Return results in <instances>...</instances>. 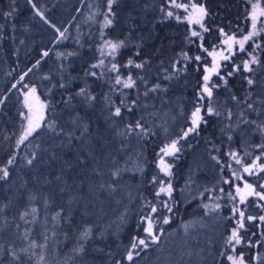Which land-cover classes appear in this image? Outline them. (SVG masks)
<instances>
[{
  "label": "trees",
  "instance_id": "obj_1",
  "mask_svg": "<svg viewBox=\"0 0 264 264\" xmlns=\"http://www.w3.org/2000/svg\"><path fill=\"white\" fill-rule=\"evenodd\" d=\"M191 1L207 13L208 30L200 37L167 17L166 0H114L111 10L108 0H0V170L9 173L0 179V264H231L227 257L241 253L245 264H264V200L251 195L237 204L230 196L238 202L235 187L245 184L264 194L260 168L236 174L252 155L264 165V148L255 151L264 145L257 128L264 124V18L244 50L220 62L210 79L217 87L201 102L203 120L185 137L204 70L213 64L208 52L229 36L241 39L252 31L250 0ZM106 41H123L115 56L102 55ZM253 56L259 63L244 72L243 62ZM129 59L144 67H125ZM101 60L103 66L92 67ZM112 63L118 73L109 71ZM118 74L131 75L134 87L117 85ZM26 87L36 89L47 109L41 127L18 145ZM81 88L95 99L77 95ZM116 106L120 117L112 115ZM209 106L219 115H209ZM137 121L146 132L127 131ZM174 140L179 151L165 176L158 153ZM161 180L171 182V197L157 198ZM216 195L255 218L244 220L235 250L226 241L238 213L226 204L207 214L201 205ZM153 205L158 240L132 250L139 255L128 261L133 238L143 237L141 217ZM189 224L187 232H177Z\"/></svg>",
  "mask_w": 264,
  "mask_h": 264
},
{
  "label": "snow or ice",
  "instance_id": "obj_2",
  "mask_svg": "<svg viewBox=\"0 0 264 264\" xmlns=\"http://www.w3.org/2000/svg\"><path fill=\"white\" fill-rule=\"evenodd\" d=\"M28 2L31 4L32 0H28ZM114 0H108V4H109V10H111V6L113 4ZM169 5L172 8H176V9H184L185 11H188V7L189 5L186 3H178L177 0H169ZM33 8H35L36 6L33 4L32 5ZM191 8H192V12L189 13V15L185 18L187 20V22L189 23V25L192 24H199L201 28H204V25L201 23V21L203 20L204 16L207 14L206 10L204 9V7L201 6H197L196 4H191ZM163 11V9H162ZM37 15H40L41 18L43 19V14L40 13L39 11H37L36 13ZM6 15H11V13H7ZM167 17H172L173 16V12L172 11H167L166 13ZM251 16V21H252V31L249 32L247 35H245L242 39L240 40H236L234 37L229 36L225 41H223L224 44H226L227 47V51L231 54L232 51V44H238L240 47V50L243 51L244 50V45L247 41L251 40L252 37L258 35V32L256 31V26H257V21L260 18H264V6H261L260 0H257V2L252 4V10L250 13ZM177 19H179V17H177ZM47 22V21H46ZM112 23V21L110 19H108L106 17L105 19V26H108ZM207 28H204V31H207ZM221 34L223 35V30H221ZM61 35H63V33H61ZM192 36H198L199 33L196 31H192L191 32ZM123 45V41H120L119 43H113L111 41H106L105 42V46L110 49V51L107 53L108 55H112L115 56L117 50ZM103 51H102V55H103ZM44 55H48L47 52L44 53ZM210 56L213 57V64L211 68H205V75L203 76V86L200 90V92L197 93V97H198V101L196 103L195 109L194 111L191 113V126L188 128V130L186 132H184V136L187 137L189 133L195 132L199 126V124L201 123V121L203 120V117L201 115V109H202V101L204 100L205 96H207L208 98H211L213 95V88L217 87V85H213L210 84V79L211 76L213 74H219L218 69L220 67L219 64V60H228L229 56L228 55H224L223 52L220 53H216L215 51L210 52L209 53ZM217 57L219 59H217ZM185 59H187V56L185 55ZM197 60H200V57L197 56L196 57ZM39 63V61L37 62ZM105 63L104 60H101L99 62V64H94L92 65L93 68L96 67H100L103 66ZM146 63V62H145ZM259 63V61L257 60V58L255 56L252 57L251 60H245L243 62V71L244 72H251L253 71V69L250 67L251 64H257ZM134 61L132 59H129L127 61V64L125 65V67L129 66V65H133ZM134 66L136 68H143L144 67V63H135ZM175 67V66H174ZM239 67H234L233 68V72L239 71ZM109 71L112 72H119V68L117 66L116 63H112L111 65V69ZM233 72H229L228 75L231 76L233 74ZM91 75H96V73H91ZM23 79V77L21 78ZM221 80H224L225 78L223 76L220 77ZM246 82L249 86L254 84V80L252 78H248L245 77ZM115 83L117 85H122L124 88H132L135 85V80L133 79V77L131 75H129L127 77V79H122L121 76L118 74L115 77ZM225 83H227V81H225ZM63 87V85H61ZM13 87H15V85H13ZM159 88V85H157L155 88L150 89V91H156V89ZM35 93H36V89L32 88L29 90V93L26 94V99H25V106L28 107L29 109V113L32 114L33 113V107L32 105L28 102V96L31 95L32 97H35ZM77 95H81V96H86L87 100L89 102L93 101L95 99V97L88 95L86 93V89L81 88L79 90V92L77 93ZM233 100L236 99L235 96L232 97ZM36 103L38 105V110L36 111L35 115H29L28 117V127L25 129L24 134L21 136L20 140L17 142L18 145L19 143L23 142L24 140H26L28 138V136H30L33 132L36 131V129L41 127V122L45 120L44 117V108L45 105L39 101L38 97H35ZM0 103H2V101H0ZM124 102L121 101V104H123ZM133 105H135L136 101L132 102ZM248 108L252 109L253 105L252 104H248ZM128 111L131 112L132 108L129 107ZM207 112L209 115L212 114H216L219 115L218 112L215 111V109L211 106H209L207 108ZM112 115L115 117H120L122 115V108L120 106H116L114 111L112 112ZM229 119H231V113H229ZM251 123H256L255 121H251ZM127 131L128 132H132L134 129H139L141 132H146L147 130L144 128L143 124L140 121H137L134 128L132 125H127ZM257 128L259 131H261L262 133H264V124H260L257 125ZM231 138V137H229ZM177 141H173L170 145H166L164 148H161L160 153H158L159 156V163L157 165V167L159 168L160 172H162L165 176H170L171 175V165L167 164L164 160L165 156H171L173 155L175 152L179 151V149L177 148ZM257 147H261L264 148V145H257ZM231 155L233 157H236V153L233 152L231 153ZM213 159H216L215 157H213ZM260 158L257 157V160H259ZM9 164L13 163L12 159H9L8 161ZM28 163L31 164L32 160H28ZM236 163L239 164L241 163V161L239 159H236ZM253 167H259L260 170L264 171V165H257L256 161H253V166L252 167H245L244 171L245 172H251ZM0 171H3V176H0V179H4L7 178L9 173L6 169H2ZM115 175V174H114ZM153 183H156V177H153L152 180ZM225 183H228V181H225ZM160 187L159 190L156 192V196L157 198H159L162 194H165L169 197H171L172 195V191H173V187L171 182H165L163 180L159 181ZM261 187H264V185H261ZM236 194L239 196L240 198V202L244 203L245 200L247 199L248 196L251 195H256L260 198V200H264V194H261L259 192H256L253 188L252 185L250 184H245L244 185V190H242L241 188L237 187L236 188ZM165 208H167V210L169 212L172 211V209L170 207H168V204L165 202L163 205ZM219 205H215V208H218ZM205 208H208V205H205ZM158 211L157 207L155 205L151 206V212L152 213H156ZM233 214H237L239 215V220H237L236 222V227H234L231 231V235L228 237L226 243L230 246L233 247V250H235V245H239L241 243V236L239 233L240 229L244 228V220L247 219L249 221L255 219L254 217L248 216L245 217V213L241 210H239L236 207H233ZM58 215V214H57ZM55 219V217H54ZM259 219L261 221H264V216H260ZM141 220L146 221L147 226L143 228L144 233H146L147 237L151 238V241L153 243L157 242L158 237L156 235L153 234V219L151 217V214L147 215V216H143L141 217ZM163 224H168L169 223V218L165 217L163 219ZM90 232L88 230L85 231L84 235H89ZM139 246H143L144 248L148 247V242L146 239H138L136 237L133 238V242L131 244V249H129L127 251V255H126V259L128 261H132L134 255L138 256L139 255V251L137 252H133L132 250L137 249ZM32 248L37 247V245L33 242L31 245ZM82 250V248L80 249ZM25 251H27V249H25ZM221 255H224V253H221ZM228 260L231 261V264H245V260L243 257V254L241 253L239 257H234L229 255ZM41 259H43V257H41ZM116 264H121L120 261H117Z\"/></svg>",
  "mask_w": 264,
  "mask_h": 264
},
{
  "label": "rangeland",
  "instance_id": "obj_3",
  "mask_svg": "<svg viewBox=\"0 0 264 264\" xmlns=\"http://www.w3.org/2000/svg\"><path fill=\"white\" fill-rule=\"evenodd\" d=\"M167 1V5H166V8H165V12L167 13V11H172L173 12V17L175 18V19H177V17H179V19H177V20H179V21H181V22H184V23H186L187 24V26H188V28H189V30H190V33L192 32V31H196V32H198L199 33V35L198 36H195V37H200V35L202 34V32L204 31V28H201L200 27V25L199 24H192V25H189V23L187 22V20L185 19L188 15H189V13H191L192 12V8H191V4H193V2L191 1V0H177V2L178 3H186V4H188L189 5V7H188V11H185L184 9H176V8H172V7H170V5H169V0H166ZM255 2H257V0H250V11L252 10V4L253 3H255ZM260 3H261V6H264V0H260ZM195 4V3H194ZM198 7L199 6H201V5H199V4H196ZM206 16V15H205ZM205 16H204V18H203V20L201 21V23L204 25V20H205ZM252 23V22H251ZM259 22L257 21V24H258ZM257 28V27H256ZM253 30V29H252ZM242 39V38H241ZM226 39H224V40H222V42L220 43V45H218L214 50H212L211 52H213V51H215L216 53H220V52H223L224 53V55H230V53L227 51V45L226 44H224L223 43V41H225ZM236 40H240V39H236ZM102 50H103V55H106V56H109L107 53L110 51V49H108L106 46H105V43L102 45ZM236 50H240V47H239V45L238 44H235V43H233L232 44V51H231V54H235V51ZM210 52H208V54H209ZM217 59H219L218 57H217ZM222 60H219V64H220V62H221ZM220 68V67H219ZM30 89H32V87H26L22 92H21V105H22V117H23V120H24V126H23V129H22V133H21V136L24 134V132H25V129L28 127V124H29V121H28V117H29V115H35V113H36V111L38 110V105H37V103H36V100H35V97H38L37 96V94L35 93V97H32L31 95H29L28 96V102L32 105V107H33V113L32 114H30L29 113V109H28V107H26L25 106V99H26V94H28L29 93V90ZM39 98V97H38ZM39 101L40 102H42L44 105H45V108H44V117H45V114H46V109H47V104L45 103V102H43L42 100H40L39 99ZM42 123V122H41ZM37 130V129H36ZM34 133V132H33ZM32 133V134H33ZM21 136H20V138H21ZM29 137V136H28ZM171 143H169V144H167V145H170ZM260 150V153H262V148L261 147H257L256 149H255V151H259ZM258 155V154H257ZM254 156V155H252V156H250V158H251V160H252V162H251V164H249L248 166H246V167H252L253 166V161H256V164H257V162H258V160H257V157L258 156ZM261 155V154H260ZM170 157H172V155L171 156H165L164 157V160H165V162L167 163V164H169V158ZM170 165V164H169ZM258 165V164H257ZM254 169L255 168H259V167H253ZM252 168V169H253ZM252 172V171H251ZM250 172V173H251ZM249 172H245L244 171V169L242 170V169H239V171H237V175L239 176V178H241V176H242V174H247V175H249L250 174ZM228 181V183H229V180H227ZM237 187H235V189H236ZM239 188H241L242 190H244V187H239ZM235 193H236V191H235ZM231 196V199L232 198H234L235 200H236V203L237 204H239L240 203V199H239V201L237 202V198H236V196H235V194H233V192H232V195H230ZM199 198H200V196H198ZM220 197V196H219ZM218 197V198H219ZM239 197V196H238ZM218 198H217V195L214 197V198H212V197H208V199L206 200V201H204L203 203H201V205L203 206V208L206 210V213L207 214H216L215 212H218V210H220L221 208H223V206H225L226 204L229 206H231V211L233 210V204H232V201H229V202H222V201H220V200H218ZM222 200V199H221ZM205 205H208V208H205ZM215 205H219V207L218 208H215ZM233 212V211H232ZM149 214H153L152 212H151V210H150V213ZM153 219V234L154 235H156V232H155V229H156V227H157V225H159V222L153 217L152 218ZM144 222V226H143V228L144 227H146L147 226V224H146V221H143ZM192 225V224H191ZM190 224L189 225H184V226H181L182 228H180V230H177V232H182V233H184V232H187L189 229H190V227H192ZM232 231V230H231ZM231 231H230V234H231ZM157 236V235H156ZM140 239H146L147 240V242H148V247L147 248H149L151 245H153L154 243L151 241V238L150 237H147L146 236V233H144V231H143V237L142 238H140ZM174 244V243H173ZM139 248H142V249H144V247L143 246H139Z\"/></svg>",
  "mask_w": 264,
  "mask_h": 264
}]
</instances>
